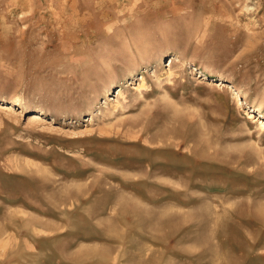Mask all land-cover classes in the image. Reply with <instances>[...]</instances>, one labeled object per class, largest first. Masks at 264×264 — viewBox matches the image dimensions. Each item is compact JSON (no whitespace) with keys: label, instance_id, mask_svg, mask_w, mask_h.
<instances>
[{"label":"rangeland","instance_id":"rangeland-1","mask_svg":"<svg viewBox=\"0 0 264 264\" xmlns=\"http://www.w3.org/2000/svg\"><path fill=\"white\" fill-rule=\"evenodd\" d=\"M0 105V264H264V0H0Z\"/></svg>","mask_w":264,"mask_h":264},{"label":"bare ground","instance_id":"bare-ground-1","mask_svg":"<svg viewBox=\"0 0 264 264\" xmlns=\"http://www.w3.org/2000/svg\"><path fill=\"white\" fill-rule=\"evenodd\" d=\"M172 63V61L170 62V64ZM222 84V83H221ZM227 89L229 92L232 93V96L237 99L238 102H240L239 104H241L243 102V98H241L239 96V93L237 91H235L231 86H227ZM1 106V105H0ZM3 106V105H2ZM6 107H4L5 109ZM7 109V108H6ZM249 118H253L255 120H257V122L261 125L262 128H264V116L260 113V112H256V111H251L248 114ZM40 119L39 114H32V120H38ZM4 237V236H3Z\"/></svg>","mask_w":264,"mask_h":264}]
</instances>
